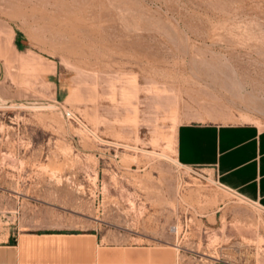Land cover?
I'll return each mask as SVG.
<instances>
[{
	"label": "rangeland",
	"instance_id": "374dc122",
	"mask_svg": "<svg viewBox=\"0 0 264 264\" xmlns=\"http://www.w3.org/2000/svg\"><path fill=\"white\" fill-rule=\"evenodd\" d=\"M207 122L264 127V0H0V239L264 264V207L179 159Z\"/></svg>",
	"mask_w": 264,
	"mask_h": 264
},
{
	"label": "crops",
	"instance_id": "0c3cea01",
	"mask_svg": "<svg viewBox=\"0 0 264 264\" xmlns=\"http://www.w3.org/2000/svg\"><path fill=\"white\" fill-rule=\"evenodd\" d=\"M177 151L185 166L213 170L223 187L264 207V127L185 124ZM172 249L111 242L95 230H26L0 239V264H175Z\"/></svg>",
	"mask_w": 264,
	"mask_h": 264
},
{
	"label": "bare ground",
	"instance_id": "6f19581e",
	"mask_svg": "<svg viewBox=\"0 0 264 264\" xmlns=\"http://www.w3.org/2000/svg\"><path fill=\"white\" fill-rule=\"evenodd\" d=\"M2 221V220H1Z\"/></svg>",
	"mask_w": 264,
	"mask_h": 264
}]
</instances>
